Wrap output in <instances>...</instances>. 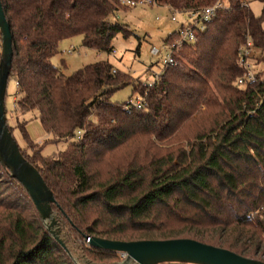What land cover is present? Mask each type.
Returning <instances> with one entry per match:
<instances>
[{
  "label": "trees",
  "instance_id": "obj_1",
  "mask_svg": "<svg viewBox=\"0 0 264 264\" xmlns=\"http://www.w3.org/2000/svg\"><path fill=\"white\" fill-rule=\"evenodd\" d=\"M153 1L184 11L219 0ZM2 3L17 84V122L9 124L6 109L8 125L13 135L19 128L27 146L18 142L22 153L53 191L63 227L89 253L99 259L120 254L90 246L86 236L189 237L264 261V71L254 83L237 84L244 70L239 47L251 37L264 51V10L256 15L247 0H229L205 30H196L195 42L176 48L174 63L150 86L108 60L72 74L53 61L61 42L77 35L85 47L113 51L119 33L131 34L127 23L112 19L122 6L130 10L121 0ZM178 37L174 30L164 42ZM127 85L145 98L143 107L110 100ZM34 111L51 136L35 150L39 143L23 117ZM48 142L66 147L46 155ZM242 233L244 241L237 238ZM0 264H76L1 162Z\"/></svg>",
  "mask_w": 264,
  "mask_h": 264
},
{
  "label": "rangeland",
  "instance_id": "obj_2",
  "mask_svg": "<svg viewBox=\"0 0 264 264\" xmlns=\"http://www.w3.org/2000/svg\"><path fill=\"white\" fill-rule=\"evenodd\" d=\"M247 1L256 15L263 14L264 2L262 0ZM123 7L124 6L120 8L117 15L112 19L127 23L131 29V34L125 37L122 33H119L113 39V51L110 53L104 51L99 52L96 49L85 47L83 45L82 36L77 35L61 42L60 52L53 57L54 63L64 66V73L72 74L88 63L98 60H108L113 64L114 68L121 72H128L135 79H139L143 83L154 82L156 77L162 73L165 66V59L170 53V49L166 48L164 45V38L172 31L179 29L180 25L185 22L186 17L182 13H176L177 20L173 21L171 19L173 10L168 6L162 5L128 6L130 10ZM1 40L0 35V46ZM70 45H75L76 47L71 54L67 53V49ZM153 46L162 49L159 55H154L152 53L151 49ZM261 57L264 58V51L259 49L258 59ZM256 68L259 70L261 69V72L264 71V62L257 63ZM16 90L17 84L15 78L10 77L5 100L8 122L10 125H15L17 122V117L14 113ZM138 97V94L133 95V85H127L111 95L110 100L112 102H126L130 99H137ZM36 112L37 111L31 112L28 115L37 116ZM14 135L24 148L27 147L23 141L19 128H14ZM41 144L42 143H39L33 149H39ZM65 147V142H48L45 144L44 154L50 155L65 149ZM28 151L30 150L28 149ZM62 228L63 236L67 240L71 251L70 256L76 264H128L127 258L122 256L121 253L116 258L99 259L84 248L83 241L79 236L73 233L68 227L64 228L62 225ZM237 238L244 241L246 235L242 233ZM261 249L262 246L260 245L258 250L263 251Z\"/></svg>",
  "mask_w": 264,
  "mask_h": 264
},
{
  "label": "water",
  "instance_id": "obj_3",
  "mask_svg": "<svg viewBox=\"0 0 264 264\" xmlns=\"http://www.w3.org/2000/svg\"><path fill=\"white\" fill-rule=\"evenodd\" d=\"M0 32L2 36L0 57V162L24 186L31 196L48 231L71 255L59 217L52 208L53 191L39 169L22 153L7 122L6 94L12 71L14 49L11 25L0 0ZM90 246L119 252L134 264H264L263 260L241 255L231 249L216 246L195 238L115 240L86 236Z\"/></svg>",
  "mask_w": 264,
  "mask_h": 264
},
{
  "label": "built area",
  "instance_id": "obj_4",
  "mask_svg": "<svg viewBox=\"0 0 264 264\" xmlns=\"http://www.w3.org/2000/svg\"><path fill=\"white\" fill-rule=\"evenodd\" d=\"M122 5L126 6H138V5H156L153 0H121ZM229 5V0H219L213 5L203 7L201 9H189L184 11L173 10L172 20L176 21V13H182L186 20L183 22L178 30L179 37L178 39L171 43H165V47L170 49V53L165 59V66L174 63V53L176 48H179L184 43L195 42L196 41V30H205L207 24L214 19L218 10ZM76 49L75 45H70L67 49V53H73ZM161 48L153 46L151 51L154 55H159L161 53ZM258 50L253 39L250 37L242 44L238 49L239 62L243 66V74L237 79V84L239 86H247L251 83H254L258 79V75L261 72V69L256 68L258 62ZM2 47L0 46V56H1ZM164 66V67H165ZM161 79V74H159L155 81L152 83H144L150 86L154 85ZM145 104L144 97H138L137 99H131L125 105L126 109H129L131 106H136L138 108L143 107ZM83 131L79 130L77 132V137H81ZM88 242V240H86ZM122 256H124L122 254Z\"/></svg>",
  "mask_w": 264,
  "mask_h": 264
},
{
  "label": "crops",
  "instance_id": "obj_5",
  "mask_svg": "<svg viewBox=\"0 0 264 264\" xmlns=\"http://www.w3.org/2000/svg\"><path fill=\"white\" fill-rule=\"evenodd\" d=\"M30 114V113H29ZM25 120L27 121L26 128L27 131L30 135V137L38 142V143H43L44 141L50 139V134H48L45 129L43 128L40 120L38 119L37 116H31V115H24L23 116ZM22 117V118H23ZM44 153V149H43Z\"/></svg>",
  "mask_w": 264,
  "mask_h": 264
},
{
  "label": "bare ground",
  "instance_id": "obj_6",
  "mask_svg": "<svg viewBox=\"0 0 264 264\" xmlns=\"http://www.w3.org/2000/svg\"><path fill=\"white\" fill-rule=\"evenodd\" d=\"M128 264H134V262L133 261H129Z\"/></svg>",
  "mask_w": 264,
  "mask_h": 264
}]
</instances>
